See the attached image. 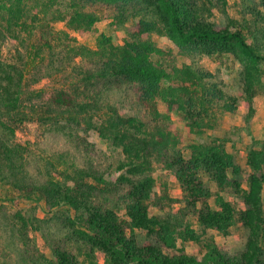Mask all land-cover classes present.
I'll list each match as a JSON object with an SVG mask.
<instances>
[{"label":"trees","instance_id":"1","mask_svg":"<svg viewBox=\"0 0 264 264\" xmlns=\"http://www.w3.org/2000/svg\"><path fill=\"white\" fill-rule=\"evenodd\" d=\"M228 5V0H0V181L20 197L45 198L55 209L65 208L63 234L44 237L51 257L29 247L26 222L11 224L31 264H264V143L248 152L245 208L239 213L248 238L239 254L222 253L210 240L204 244L202 260H197L178 246L179 240L202 242L191 224L174 222L170 213L150 211L158 204L152 175L158 161L175 176L184 208L204 230L227 235L236 219L237 211L221 195L216 196V208L211 207L212 195L202 179L207 175L219 191L241 190L242 168L225 140L192 143L190 154L184 155L169 121L176 113L190 133L203 134L215 128L220 116L237 111V98L227 95L210 71L188 64L166 68L152 59L164 53L153 34L167 37L188 57L232 55L241 65V96L250 119L253 101L264 88V56L241 28L233 27L234 21L223 25L212 20L214 11H226ZM104 19L119 26L136 19L137 24L122 45L100 34L96 49L72 47L74 38L54 29L55 23L64 22L86 36ZM62 42L73 57L84 61L83 86L59 89L42 103L45 90L33 88L38 81H29V74L34 68L42 70L46 55L54 54ZM12 45L14 57L6 56L4 50ZM106 85L133 87L152 128L138 116L123 115L110 106L94 122L90 110L98 104L91 89ZM89 97L93 103L86 101ZM52 116L84 122L121 150L119 169L130 175L119 180L127 186L123 192L113 191L115 184L94 168L68 163L61 155L58 159L66 166L59 169L56 159L44 158L34 142L18 140L24 124ZM137 229L146 232L142 245L134 236Z\"/></svg>","mask_w":264,"mask_h":264},{"label":"rangeland","instance_id":"2","mask_svg":"<svg viewBox=\"0 0 264 264\" xmlns=\"http://www.w3.org/2000/svg\"><path fill=\"white\" fill-rule=\"evenodd\" d=\"M228 3L226 11H214L212 20L223 25L234 21L236 24H233V27L237 25L241 28L248 41L264 56V0H228ZM136 24V19L122 26L112 23L111 19H104L98 22L94 31L86 36L73 32L64 22L55 23L54 29L61 33H69L74 38L70 44L72 47L84 45L96 49L97 37L100 34L111 36L115 44L122 45L127 38L128 31L135 28ZM152 38L157 46L164 50V53L152 56L154 61L166 68L172 65L182 67L188 64L210 71L215 75V81L222 84L226 94L237 98V111L220 116L215 128L203 134L190 133L181 116L176 113L171 114L169 126L180 138L178 147L184 155L190 154L188 148L192 143L206 144L214 139L225 140L227 151L234 155L236 162L242 168V176L239 178L242 186L240 191L232 187L227 191H219L214 181L207 175L202 176L205 187L212 195L209 200L211 207L216 208V196L221 195L237 211L229 234L221 235L215 230H204L197 222V218L187 212L182 202L183 193L179 182L161 162L154 161L152 175L156 181L154 191L158 197V204L151 206L150 211L159 215L170 213L174 222L191 224L201 235L202 242L183 243L179 240L178 246L183 247L188 255L197 260H202L207 252L204 244L210 240L215 241L218 250L222 253L235 256L245 249L248 238V229L240 221L239 213L245 208L242 195L243 191L247 190V177L250 173L248 152L252 147L258 148L260 143H264V88L254 99L255 110L253 116L248 119L249 111L241 96V65L232 55H224L221 58L207 55L188 57L181 55L174 43L167 37L153 34ZM15 44L19 45V42ZM4 51L6 56L14 57L15 46H9V49ZM31 57L34 58V54ZM41 67H43L42 70L37 68L32 70L33 72L29 74V81H38L33 88L45 90L42 103L49 102L48 95L59 89L72 91L75 87L83 86L81 77L84 61L81 62L80 58L73 57V53L69 51L64 42L60 43L54 54L46 55ZM91 90L97 96L98 104L90 110L94 122L100 119L103 112L109 111L110 106L123 115L138 116L146 123L148 129L152 128L151 118L137 102L133 87L106 85ZM86 101L93 103L90 97ZM160 109L162 112L166 111L163 104L160 105ZM17 138L20 141L34 142L36 149L44 158L54 157L56 159L54 163L59 169H64L66 166L58 159L63 155L68 163L74 162L78 166L94 168L105 179L115 184L113 191L121 193L127 188L126 185H119L121 176H130L126 170L119 169L123 159L121 150L104 141L92 126L84 122L75 123L63 117L54 118L52 116L51 119L41 122H27L18 131ZM18 195L21 194L0 181V264H31L30 256L24 252L26 248L13 235L11 227L13 222L21 225L26 222V229L31 240L29 247L32 249L35 247L48 257H51V251L44 238L45 235L60 236L63 234L64 207L55 209L53 204L45 198L28 199ZM134 236L140 245L146 240V232L142 230H135ZM262 246L264 250V237Z\"/></svg>","mask_w":264,"mask_h":264}]
</instances>
